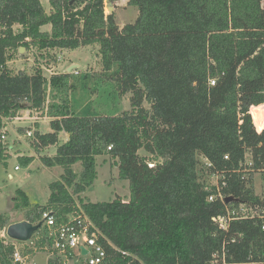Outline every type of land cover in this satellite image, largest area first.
<instances>
[{
  "label": "trees",
  "instance_id": "16d2710c",
  "mask_svg": "<svg viewBox=\"0 0 264 264\" xmlns=\"http://www.w3.org/2000/svg\"><path fill=\"white\" fill-rule=\"evenodd\" d=\"M47 3L48 9L41 0H0V127L22 110L48 117L51 130L34 131L31 144L43 165L61 168L45 203H31L16 188V207L33 223L43 211L58 224L87 215L105 250L99 264H264L261 220H232L223 229L212 218L236 202L208 200L217 174L226 197L259 201L236 169L248 151L264 159L263 118V128L255 127L264 104V0H127L137 14L123 24L105 13L104 0ZM88 46L104 71L113 70L107 78L116 90L130 93L129 109L77 115L69 72L46 76L42 64L31 72L8 65L21 48L45 59L52 50ZM50 146L52 155L41 154ZM101 154L128 180L127 197L80 196L97 178ZM4 225L1 219L0 230ZM45 229L24 253L51 250ZM12 251L0 235V264H20Z\"/></svg>",
  "mask_w": 264,
  "mask_h": 264
},
{
  "label": "rangeland",
  "instance_id": "374dc122",
  "mask_svg": "<svg viewBox=\"0 0 264 264\" xmlns=\"http://www.w3.org/2000/svg\"><path fill=\"white\" fill-rule=\"evenodd\" d=\"M48 9L47 0H41ZM108 7H114L115 19L119 24L131 22L135 19L137 9L127 5V0L117 3H106L104 11L108 13ZM36 49H22L16 60L8 65L13 69H23L31 72L34 66L42 64L43 73L48 76L53 72H69L73 89L71 92V108L77 115H117L123 110L130 108L129 96L126 92L121 94L116 90L113 81L107 78L111 71H104L100 64L95 47L88 46L72 50H52L45 59L37 54ZM70 69L69 71H67ZM149 106L147 102L144 103ZM260 116L264 115V107H259ZM263 122H264V117ZM47 132L50 131L49 118L39 116L35 111L22 110L20 115L13 120H3L0 127L5 138L0 137L3 151L0 156V220L5 223L0 230V235L7 242L6 227L17 221L27 220L26 210L19 209L15 205V189L25 191L31 203L43 204L46 202L51 190L49 183L58 179L61 172L59 166L46 167L39 159L38 153L31 144L32 136H26V130ZM60 138H67V134L60 132ZM55 147L50 146L41 151V154L52 155ZM140 154H145L143 149ZM32 157L31 162L22 163L21 157ZM97 178L80 194L86 199L96 201H109L117 195L125 198L129 195V182L127 179L118 177V169L115 161L105 154L96 156ZM15 166H18L16 169ZM75 171L81 169L79 162L73 165ZM214 180V179H213ZM260 184V178L256 177V186ZM2 217V218H1ZM49 249L38 250L28 260L36 264H47Z\"/></svg>",
  "mask_w": 264,
  "mask_h": 264
},
{
  "label": "built area",
  "instance_id": "2783aa9c",
  "mask_svg": "<svg viewBox=\"0 0 264 264\" xmlns=\"http://www.w3.org/2000/svg\"><path fill=\"white\" fill-rule=\"evenodd\" d=\"M253 106L255 105L251 107ZM255 127L259 132L260 130L256 124ZM32 134L33 132L30 129L26 130V136H32ZM0 137L4 139L5 133H1ZM110 148L111 145H108L107 149ZM254 157L253 153L248 151L244 159L239 161L236 171L243 172L242 178L246 177L247 181L253 184L255 194L259 196V201L238 200L233 197L234 202H236L235 205H226L223 214H218L212 218L223 229L228 227L230 221L237 219H259L261 220V228L264 229V159L261 153ZM224 158L227 159L228 156L224 155ZM15 168L17 169L18 166H15ZM212 177L214 178L216 193H211L208 196V200H212L217 196L225 201L227 197L222 193V187H224L225 182L222 178L219 182V175L217 174H213ZM256 177L260 178L258 188L256 186ZM41 219L46 227V236L51 240V250L47 255V261L53 259L54 264H75L82 258L88 264H99L105 257L104 247L99 241L100 232L84 213L70 215L68 222L58 224L50 211H43ZM41 230L42 228L37 233ZM8 240L13 243V261L20 264H28L29 258L33 259V256H30L29 253L23 252L26 245L30 246L32 244L31 239L29 241ZM80 247L86 250L85 254L81 253ZM29 262L30 264H36L34 261Z\"/></svg>",
  "mask_w": 264,
  "mask_h": 264
},
{
  "label": "water",
  "instance_id": "95a60500",
  "mask_svg": "<svg viewBox=\"0 0 264 264\" xmlns=\"http://www.w3.org/2000/svg\"><path fill=\"white\" fill-rule=\"evenodd\" d=\"M114 7H108L109 12L111 13L113 11ZM23 48H21L22 51ZM70 69H68L67 71H69ZM25 106V105H23ZM258 109V108H257ZM260 109H258L259 111ZM256 110L254 111V116H255ZM253 116V118H254ZM256 119V126L258 128V126H260L261 123V119L255 117ZM254 119V120H255ZM264 127V126H263ZM262 127V128H263ZM261 128V129H262ZM259 130H261L260 128H258ZM233 200V197H227L226 201H230ZM43 226V220L37 222V223H33L30 222L28 220H21V221H17V222H13L11 224H9L6 229V236L9 237L10 239L13 240H17V241H29L32 236L37 233ZM81 249V253L85 254L86 250L82 247H80Z\"/></svg>",
  "mask_w": 264,
  "mask_h": 264
},
{
  "label": "bare ground",
  "instance_id": "6f19581e",
  "mask_svg": "<svg viewBox=\"0 0 264 264\" xmlns=\"http://www.w3.org/2000/svg\"><path fill=\"white\" fill-rule=\"evenodd\" d=\"M258 107H264V105H259ZM263 113H264V110H263ZM259 118L261 119L260 117V112H259ZM262 121V120H261ZM262 123L264 124V122L262 121Z\"/></svg>",
  "mask_w": 264,
  "mask_h": 264
},
{
  "label": "crops",
  "instance_id": "0c3cea01",
  "mask_svg": "<svg viewBox=\"0 0 264 264\" xmlns=\"http://www.w3.org/2000/svg\"><path fill=\"white\" fill-rule=\"evenodd\" d=\"M66 51V50H65ZM65 133V132H64ZM67 134V133H66ZM67 136H68V134H67ZM66 139V138H65Z\"/></svg>",
  "mask_w": 264,
  "mask_h": 264
}]
</instances>
